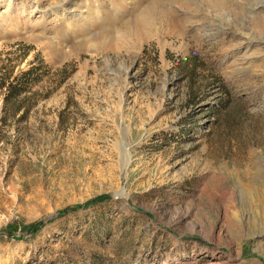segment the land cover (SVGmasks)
Returning <instances> with one entry per match:
<instances>
[{
    "label": "rangeland",
    "instance_id": "rangeland-1",
    "mask_svg": "<svg viewBox=\"0 0 264 264\" xmlns=\"http://www.w3.org/2000/svg\"><path fill=\"white\" fill-rule=\"evenodd\" d=\"M178 1L0 0V264H264V0Z\"/></svg>",
    "mask_w": 264,
    "mask_h": 264
},
{
    "label": "trees",
    "instance_id": "trees-1",
    "mask_svg": "<svg viewBox=\"0 0 264 264\" xmlns=\"http://www.w3.org/2000/svg\"><path fill=\"white\" fill-rule=\"evenodd\" d=\"M13 68V66L11 68L0 66V96L2 97V111L4 112V115L6 114L9 116L16 114V112L20 110L21 105L18 99L20 94L29 90L36 82L34 67L28 69L27 71L15 73ZM109 198L110 197L106 195L94 197L83 204L66 208L61 212V214H65L68 209L73 211L86 205L106 201ZM41 225V221H35L25 225V227L29 233L33 234L40 229Z\"/></svg>",
    "mask_w": 264,
    "mask_h": 264
},
{
    "label": "bare ground",
    "instance_id": "bare-ground-1",
    "mask_svg": "<svg viewBox=\"0 0 264 264\" xmlns=\"http://www.w3.org/2000/svg\"><path fill=\"white\" fill-rule=\"evenodd\" d=\"M164 1V0H163ZM207 1H209V3H207V5L208 4H210V3H212L213 2V0H207ZM219 2H221V3H224L225 1L226 2H228L227 0H218ZM178 2H181V4L182 3H186V2H189L188 0H179ZM182 5H184V4H182ZM212 5V4H211ZM215 5V4H214ZM209 6V5H208ZM143 19V18H142ZM100 25V24H99ZM99 25H97V26H99ZM73 28V27H72ZM260 29V28H259ZM77 32V31H76ZM79 32V31H78ZM231 72V71H230ZM238 72H240V71H238ZM260 72V75L261 76H263V79H264V70L263 71H259ZM237 73V72H236ZM239 74V73H238ZM263 87H264V85H263ZM122 158H123V169H125L127 166H128V164H129V153H128V150H127V147L124 145V147H123V149H122ZM246 174H249V171H247V173ZM238 182H240V181H238Z\"/></svg>",
    "mask_w": 264,
    "mask_h": 264
}]
</instances>
